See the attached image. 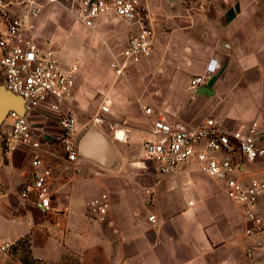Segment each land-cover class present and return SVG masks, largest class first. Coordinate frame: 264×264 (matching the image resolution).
<instances>
[{"label":"crops","instance_id":"1","mask_svg":"<svg viewBox=\"0 0 264 264\" xmlns=\"http://www.w3.org/2000/svg\"><path fill=\"white\" fill-rule=\"evenodd\" d=\"M145 5L156 32L153 54L118 78L139 67L143 93L106 100L109 114L126 116L136 101L143 114V107L151 106L167 120L189 125L215 118L236 130L264 121V0H145ZM74 22L62 7H48L37 23L40 42L59 51L64 63H78L79 84L118 81L110 59L130 37L128 27L103 23L113 27V38L84 43V27H73ZM105 54L107 61L101 59ZM195 76L207 80L192 90ZM77 102L80 112L90 108L84 92ZM103 103L95 104L97 112ZM34 118L41 154L53 169L54 210L44 212L20 197L32 172L31 150L20 146L3 156L2 124L0 244L28 239L32 256L50 264L68 256L84 264H249L246 250L264 244V237L247 236L242 208L218 181L193 166L166 176L157 172L144 151L150 119L146 126L92 125L113 159L103 163L80 154L73 163L60 149L59 121L42 114ZM90 127L79 125L80 136ZM251 173L264 180L260 163ZM104 194L110 208L100 222L90 215L89 203ZM5 257L0 253V261Z\"/></svg>","mask_w":264,"mask_h":264},{"label":"built area","instance_id":"2","mask_svg":"<svg viewBox=\"0 0 264 264\" xmlns=\"http://www.w3.org/2000/svg\"><path fill=\"white\" fill-rule=\"evenodd\" d=\"M50 6L66 8L77 23L89 30L96 31L110 21L128 27L130 37L111 54L110 65L117 79L129 68L149 60L156 40L145 0H0V85L20 97L24 107L23 113L12 109L7 114L1 146L5 156L20 146L31 150L32 172L20 197L44 212L54 210L53 169L41 154V131L33 118L42 114L59 121L60 149L69 162L79 160L81 139L74 102L79 65L64 63L59 51L39 40L37 23ZM206 80L207 76H195L191 89L197 90ZM143 110L151 120L145 156L157 172L166 176L183 166H193L218 181L230 200L242 208L248 223L247 236L264 237V180L251 173L252 165L264 166V121L228 130L215 118L189 125L169 121L151 106ZM109 112L105 102L92 124L103 126ZM109 208L107 194L89 203L90 215L100 222L107 220ZM150 221L155 222V217L151 216ZM12 246L0 244V253L10 255ZM246 257L249 264H264V244L249 247Z\"/></svg>","mask_w":264,"mask_h":264},{"label":"rangeland","instance_id":"3","mask_svg":"<svg viewBox=\"0 0 264 264\" xmlns=\"http://www.w3.org/2000/svg\"><path fill=\"white\" fill-rule=\"evenodd\" d=\"M65 12H68L66 8H63ZM73 27H82L83 26L77 22H74ZM115 30L121 31L123 27L116 26L114 27ZM83 38L82 42L84 43H96L100 39H112L115 33H113L111 30H113V27H108L106 25L98 27V30L93 31L83 28ZM82 37V36H81ZM91 57H87V59H90ZM92 59V58H91ZM104 61H107L110 59L105 54L101 58ZM111 60V59H110ZM79 62V61H77ZM140 68H133L130 69L127 72V76L122 81H116L112 83H100L93 85L91 83H85V84H79L78 79L76 78L75 83V105H76V115L78 118V122L80 123V126H92V119L94 115L97 113L98 107H95V104L98 103H105L107 101H111L113 97L119 96L121 97H127L133 95V93H143L142 86L140 85ZM79 75V73H78ZM77 75V76H78ZM83 89V90H82ZM84 92L85 98L88 100V103L90 105L89 109L79 111L78 102H77V94ZM134 102V107L132 113L122 116L118 114H108L105 116L106 121L103 126H146L149 122V118H146L143 114V112L140 110V103ZM103 103V104H104ZM102 104V105H103ZM38 120L36 118H33V123L35 126H40L38 123ZM3 135V134H1ZM4 156V154H3ZM32 255V254H31ZM29 254V251L26 248H20L17 252H12L10 255L5 257L2 261H0V264H50L45 262L41 259H36L33 256ZM54 264V263H52ZM58 264V263H57ZM59 264H84L81 260H79L77 257L74 256H68L63 259L62 262Z\"/></svg>","mask_w":264,"mask_h":264},{"label":"water","instance_id":"4","mask_svg":"<svg viewBox=\"0 0 264 264\" xmlns=\"http://www.w3.org/2000/svg\"><path fill=\"white\" fill-rule=\"evenodd\" d=\"M15 109L24 112L23 100L0 85V130L7 114ZM80 154L89 156L99 162L113 159V151L105 138L91 126L80 139Z\"/></svg>","mask_w":264,"mask_h":264},{"label":"trees","instance_id":"5","mask_svg":"<svg viewBox=\"0 0 264 264\" xmlns=\"http://www.w3.org/2000/svg\"><path fill=\"white\" fill-rule=\"evenodd\" d=\"M26 248L28 251H29V254L31 255V251H30V244H29V240L28 239H25V240H22L20 242H18L17 245H13L12 246V252H17L19 251L20 248ZM32 256V255H31Z\"/></svg>","mask_w":264,"mask_h":264}]
</instances>
